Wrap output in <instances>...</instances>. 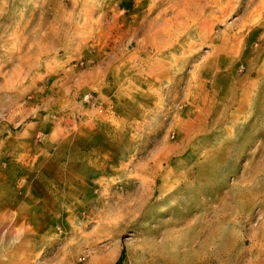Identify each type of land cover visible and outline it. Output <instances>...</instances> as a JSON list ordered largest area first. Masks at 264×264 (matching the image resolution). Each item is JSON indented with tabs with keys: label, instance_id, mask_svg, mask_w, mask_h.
Instances as JSON below:
<instances>
[{
	"label": "rangeland",
	"instance_id": "374dc122",
	"mask_svg": "<svg viewBox=\"0 0 264 264\" xmlns=\"http://www.w3.org/2000/svg\"><path fill=\"white\" fill-rule=\"evenodd\" d=\"M0 264H264V0H0Z\"/></svg>",
	"mask_w": 264,
	"mask_h": 264
}]
</instances>
